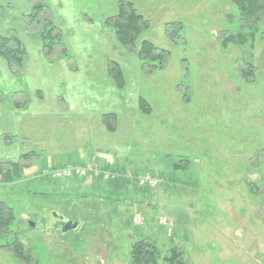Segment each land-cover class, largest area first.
Masks as SVG:
<instances>
[{
  "label": "rangeland",
  "instance_id": "obj_1",
  "mask_svg": "<svg viewBox=\"0 0 264 264\" xmlns=\"http://www.w3.org/2000/svg\"><path fill=\"white\" fill-rule=\"evenodd\" d=\"M27 1L0 0V34L27 52L10 75L0 58V164L24 166L22 181L0 186V201L14 210L29 264H130L143 239L157 248L158 264H172L165 259L174 248L180 264H264V20L253 40L230 0H124L149 21L136 46L168 52L165 67L149 74L106 25L118 0L44 1L65 45L46 57ZM240 32L245 45L223 46ZM113 63L123 90L108 76ZM249 64L254 80L243 78ZM108 112L118 116L116 135L98 124ZM107 152L132 170L152 168L159 186L112 191L86 179L78 189L45 173ZM62 218L78 229L63 234ZM11 241L0 240V264H24L2 247Z\"/></svg>",
  "mask_w": 264,
  "mask_h": 264
},
{
  "label": "trees",
  "instance_id": "obj_2",
  "mask_svg": "<svg viewBox=\"0 0 264 264\" xmlns=\"http://www.w3.org/2000/svg\"><path fill=\"white\" fill-rule=\"evenodd\" d=\"M31 5L32 14L28 16L30 24L41 25L42 30L38 35V38L42 42L43 51L46 56H51L57 46H65L62 44V35L59 28L55 27L51 17H47L45 13L49 10L44 0H28ZM231 4L238 11L241 21L246 27L251 29L250 37L254 40L258 33L257 24L264 20V0H230ZM42 17V18H41ZM106 25L111 27L115 33V38L120 46L129 51L135 52L137 60L142 62V69L144 66L147 67L143 70L151 74L154 69H163L165 67L166 58L168 52L162 50L148 41H143L139 47L136 46L137 41L141 34L149 29V21H147L143 15H141L133 3L124 0H118L117 13L114 17L109 18L106 21ZM173 26V25H169ZM173 28V27H172ZM48 40V42L46 41ZM249 40L248 35L244 32H240L236 35H229L226 37L222 44L225 48L229 45H245ZM254 42V41H253ZM63 52V50H61ZM27 52L22 41L15 36H2L0 34V58L6 61L11 69H21ZM160 63V64H159ZM113 67L108 72V76L113 79L117 89L123 90L125 87V80L120 67L113 63ZM254 67L249 64V68L243 73L245 80H254ZM139 111L143 115L149 116L152 113L151 106L140 98L139 100ZM115 121L116 116L114 114H105L103 116V123L108 133L112 134L115 132ZM24 155L23 157H25ZM22 157V159H23ZM97 166L99 170L110 171L125 174L127 171H132L135 174H139L142 170H132L130 167L126 169L121 168H110L104 166L99 161L91 160L85 163H73L70 162L66 166L74 165L76 167H83L88 164ZM63 166V167H66ZM61 167V168H63ZM24 166L21 162L16 163H1L0 164V186L10 185L22 181L24 179ZM44 174V173H43ZM151 175L156 178L152 173ZM86 179L91 181V184H100L106 186L111 185L113 189L120 190L126 185L137 186L131 180H118L103 182L102 180L95 179L93 176H87L85 178H74V179H61L65 182H72L76 180L80 182L78 189H82V184L86 182ZM57 182L60 180H52ZM159 181V180H158ZM70 184V183H68ZM138 187V186H137ZM141 189L140 187H138ZM17 218L14 210L9 207L5 202L0 201V240L4 238H10L12 241L3 245L2 247L10 248V252L15 259L24 264H29L32 261L31 255L28 253L24 244L20 240V234L13 231V225ZM180 254L177 248L170 251V255L166 257L165 261H169L172 264H180ZM160 254L150 241L140 240L132 245L131 250V262L130 264H158Z\"/></svg>",
  "mask_w": 264,
  "mask_h": 264
},
{
  "label": "built area",
  "instance_id": "obj_3",
  "mask_svg": "<svg viewBox=\"0 0 264 264\" xmlns=\"http://www.w3.org/2000/svg\"><path fill=\"white\" fill-rule=\"evenodd\" d=\"M47 173L51 180H61V179H74V178H85L87 176H93L95 179L102 180L103 182L118 181V180H131L134 181L138 187L141 189L155 190L159 186V181L154 178L150 172H142L135 174L132 171H127L125 174L102 171L99 170L97 166L93 164H88L83 167H76L74 165H69L63 168H58L55 170H48ZM144 222L143 217L138 213L133 217V223L135 226H142ZM160 224L168 229L169 236L172 235V222L168 219L162 217L159 220Z\"/></svg>",
  "mask_w": 264,
  "mask_h": 264
},
{
  "label": "crops",
  "instance_id": "obj_4",
  "mask_svg": "<svg viewBox=\"0 0 264 264\" xmlns=\"http://www.w3.org/2000/svg\"><path fill=\"white\" fill-rule=\"evenodd\" d=\"M44 1H46V0H44ZM27 2H29V1H27ZM50 2H51V0H50ZM62 2H63V0H62ZM30 3V2H29ZM117 6H118V4H117ZM48 9L50 10V8H49V6H48ZM37 40H38V42H40V39L37 37L36 38ZM38 46H41L40 44L38 45ZM26 49V48H25ZM41 50H42V52H43V46H41ZM43 54H44V52H43ZM44 57H46V55L44 54ZM3 60V59H2ZM6 62V61H5ZM6 66H7V68H6V72L10 75V74H14L13 72H12V69L10 68V66L6 63ZM8 70V71H7ZM23 76V75H22ZM44 96H42L41 97V99H37V102L39 103V104H43L44 103ZM18 103H16L15 105H14V108H18V105H17ZM14 110V109H13ZM107 114H114L115 116H116V121H115V132L114 133H112V134H110V133H108L107 132V130H106V128H105V126H104V123H103V116L105 115V114H100L99 115V119H98V124H99V126H100V129H102L103 130V133H106L107 135L108 134H110V135H116L117 133H118V129H119V119H118V116H117V114L116 113H113V112H108ZM6 141L7 142V139H6V136L5 135H2L1 136V141ZM4 141V142H5ZM91 160H95V161H99L101 164L102 163H104L103 165L104 166H107V167H110V168H121V169H126L127 167L129 168V166H128V161L127 160H125V159H123V158H120V157H118V156H111V155H109L108 154V152L105 154V156H104V158H97V159H86V158H82V159H80L79 157L76 159V158H71L70 160H69V162H73V163H85V162H88V161H91ZM46 166L49 168V165L48 164H46ZM45 166V167H46ZM141 166H143V165H141ZM46 167V168H47ZM144 167V166H143ZM135 169H137V170H142V171H151V172H153L154 170L152 169V168H144V170L143 169H141V168H135ZM155 172V171H154ZM125 189V187L124 188H122V189H120L121 191H123ZM110 190H114L112 187H111V189Z\"/></svg>",
  "mask_w": 264,
  "mask_h": 264
},
{
  "label": "water",
  "instance_id": "obj_5",
  "mask_svg": "<svg viewBox=\"0 0 264 264\" xmlns=\"http://www.w3.org/2000/svg\"><path fill=\"white\" fill-rule=\"evenodd\" d=\"M62 221L64 223V228H63V234L67 233V232H70L71 230H77L79 225L78 223L74 222V221H71V220H64L62 218ZM30 226L32 228L35 227V224L34 223H29ZM22 226H24V224L22 223Z\"/></svg>",
  "mask_w": 264,
  "mask_h": 264
},
{
  "label": "flooded vegetation",
  "instance_id": "obj_6",
  "mask_svg": "<svg viewBox=\"0 0 264 264\" xmlns=\"http://www.w3.org/2000/svg\"><path fill=\"white\" fill-rule=\"evenodd\" d=\"M62 224L64 225V223L62 222Z\"/></svg>",
  "mask_w": 264,
  "mask_h": 264
}]
</instances>
